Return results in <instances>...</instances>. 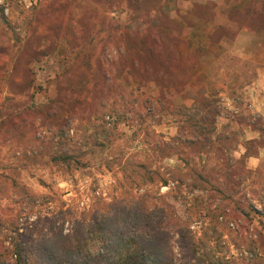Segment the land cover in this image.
<instances>
[{"label": "rangeland", "instance_id": "1", "mask_svg": "<svg viewBox=\"0 0 264 264\" xmlns=\"http://www.w3.org/2000/svg\"><path fill=\"white\" fill-rule=\"evenodd\" d=\"M3 2L0 0V32L4 33L0 42L7 45L6 38L8 44L16 41L10 30L18 27L22 33L18 40L27 46H23L17 71L12 75L0 72L4 78L0 82V218L4 222L0 264H17L9 252L12 244L19 242L24 247L26 242L27 246L32 244L35 236L50 235L53 219L61 226L62 235L69 238L85 232L86 248L96 254L101 249L99 234L91 229L96 211L115 213L120 220L119 206L135 208L134 196L144 190H133L123 183L114 155L124 152L127 158H142L140 129L151 128L153 134L166 140L179 136L178 110L190 109L197 91L218 111L217 131L237 130L246 142L228 153L219 143L201 150L180 147L179 155L164 159L158 155L159 162L183 168L186 160L209 176L228 171L225 189L221 184L225 194L190 190L172 179L168 185L148 189L154 198L164 199L157 202L172 206L166 208L169 214L174 209L187 221L196 243L207 232L203 237L207 250L221 248L236 264H249L252 254L256 258L263 255L264 133L255 130L252 122L264 121V29L241 28L233 37L228 29L219 39L216 34L221 33H214L220 25L235 29L228 13L244 9L249 0H160L133 9L126 0H17V9L5 7L1 13ZM194 4L212 7L214 17L208 25L196 12L188 13L195 9ZM22 8L35 15L36 30L29 38L23 35ZM110 22L121 26L109 40L104 30ZM136 29L160 37L172 62L166 84L152 80L142 70L127 74L129 80L125 81L127 72L121 67L129 65L127 59L132 56L127 46ZM30 47L48 48L49 53L31 63L34 87L28 90L24 88L23 64L30 57ZM0 55L7 60L12 54ZM105 74L108 81L115 82L110 94L103 88ZM47 105L55 110L52 122L66 117L69 134L86 140L82 145L85 166L71 170L48 167L45 145L54 130L44 125L50 120L43 115L42 108ZM119 118L121 122L114 129ZM102 126L114 134L112 148L101 149L92 141L106 137ZM256 168L261 176L244 173ZM48 193L55 197L50 203L42 198ZM194 203L200 212L192 208ZM218 204L223 205L225 214L217 218L213 208ZM125 220L134 224L125 225L122 235L146 232L134 229L138 224L133 219ZM162 225L159 251L174 264H181L178 234L170 222ZM213 226L222 234L219 247L218 241L209 237L215 235L208 230Z\"/></svg>", "mask_w": 264, "mask_h": 264}, {"label": "trees", "instance_id": "2", "mask_svg": "<svg viewBox=\"0 0 264 264\" xmlns=\"http://www.w3.org/2000/svg\"><path fill=\"white\" fill-rule=\"evenodd\" d=\"M126 1L130 9H133V7L139 8L143 3L153 4L157 1L160 2V0ZM18 6L17 0H4L1 6V13H3L5 7L8 10H13V8L17 9ZM194 8L202 11V13L197 14L195 9L189 10L188 13L195 15L196 12L197 18L201 19L204 25H208L212 21L214 17L212 7L206 5L200 8L199 5L194 4ZM22 9L19 12L23 11V16H25L23 21L25 22V29H22L24 31L23 35L29 38L34 35L33 31L36 30L34 26L35 15L32 12H26V10ZM150 11L151 8L145 11L147 18L150 15ZM4 18L6 19V16ZM228 19L236 27L235 29L231 28L230 25V28L224 25L216 27L214 33H221H215L218 39L220 36H223V31L228 29L233 31L232 37L241 28H250L255 31L264 29V0H249L248 5L244 9L231 10L228 13ZM120 26V24L109 23V26L104 30L107 32V38L109 40L111 38L114 39V36L120 31ZM17 28L14 27L10 30L14 38L17 39L14 41L15 43L8 44V38H6L7 45L0 42V54L3 52L7 55L12 54L10 55L11 57L8 56L9 58L7 60L1 59L0 55V72L4 74L11 73L12 75L14 71H17L20 65L19 58L23 51V46L24 49L27 46L21 44V40H18L22 33ZM134 34V37L130 38L131 41H129L130 43L127 46L132 56L127 59L129 65L126 63L121 67L123 69L122 72H127L124 75L125 81L129 80L127 74L135 75L138 70H142V73L148 75L152 80L166 84L165 79L169 78L172 62L165 53L160 37L152 34H141L140 31L138 33L137 29L134 30ZM2 35L4 33L0 32V36ZM210 38L212 39V36ZM29 49L30 57L23 64L26 72L25 81L23 80L24 88L28 90L34 87V82L31 77V63L38 61L49 53L48 48L30 47ZM108 80L105 74L102 79L104 83L103 88L110 94L113 92L115 82L114 80L113 82ZM3 81L4 78L0 77V82ZM197 92L192 96L194 102L190 109L179 108L178 110V114L181 116L179 136L166 140L159 138L160 135L153 134L154 131L151 128L140 129L139 132L142 133V138L139 151L143 157L127 158L124 152L120 153L121 155L118 157L114 155V163L123 175V183L133 190H144L138 196H134L136 198L135 208H129L126 205L119 206L118 213L120 220H117L115 213L103 214L100 213L101 211H96L97 213L92 219L93 227L91 228L99 234L98 241L101 249L96 254H91L86 248V241L88 239L85 232H76V234H73L69 238V236L62 235L61 226L57 224V220L53 219L49 226L50 235L42 233L40 237L35 236L32 244L27 246L28 242H26L24 247L18 241V243L12 244L9 252L11 257H15V262L17 264H174L172 260L163 257L159 251L162 250V242L159 239V234L163 228L162 224L170 222L178 234V245L182 254L181 264H236L234 260L230 261L222 254L221 248L206 249L207 243L204 242L203 237L207 235V232H203L204 236L200 238V242L196 243L193 236L190 235L187 221H182L176 215L174 209L169 214L166 208L171 209L172 206L166 202H164L166 206H163V203L161 204L160 202L164 201V199L160 197L154 198L151 190L148 189L156 185H168L170 179H172L178 185L189 187L190 190H214L220 195L225 194L223 187L227 184L228 171H224L226 174L216 173V175L209 176L203 170L198 169L194 165H190L186 160L184 161L183 168L169 167L159 162L160 157L158 155H161L163 159L171 157L172 155H179L180 147H196L201 150L212 146L213 143H219L222 149L228 153L239 144L246 142L241 140L237 130H231L229 132L217 131L216 116L218 115V111L211 101L202 97L201 91ZM91 101L93 102V100ZM101 102L103 103V100ZM87 104L92 105L90 101ZM42 110L44 118L48 120L52 118L55 112L52 105H47ZM112 111L107 114L111 115ZM11 116L14 117L15 114ZM52 121L54 120L44 121V125L48 127V130H54L45 145V156L47 157L46 163L48 167H56L60 170H71L72 168L76 169L85 166L86 162L83 159L85 151H83L82 145L86 143V140L82 141L77 139L75 134H69L70 128L67 127L68 119L66 117L58 123ZM119 122H121L120 118L116 119L115 125L113 126L114 129ZM252 123L255 130L264 133V121L261 118L256 119ZM102 128L106 129L104 126ZM113 135L111 128H107L106 137L102 139L94 138L92 141L101 149L112 148L114 145ZM244 173L250 176H261L258 168L244 170ZM53 194H43L42 198L47 203H50L55 199ZM157 199L161 201L157 202ZM192 208H196L199 212L201 211V208H198V206L195 207V203L194 207L192 205ZM213 211L216 213L215 216L217 218L222 215L221 213L225 214L222 204L215 206ZM126 218L133 219L138 224L134 229H140V232H143V229H145L146 232L142 235H138L137 233L129 236L122 235L121 230L125 228V225L126 227L129 225L132 227L134 224L132 221H126ZM2 225H4V222L0 218V228ZM217 229L213 226L212 229L208 230H211L215 234L209 237L218 241L217 245L219 247L222 242L220 240L222 234ZM12 230L16 231L15 228H12ZM50 236L53 237L49 238ZM209 237L207 240L210 239ZM262 241L264 250V239ZM60 242H63L65 245H61ZM252 258L249 260V264H264V253L257 258L252 254ZM243 264H248V262H243Z\"/></svg>", "mask_w": 264, "mask_h": 264}]
</instances>
